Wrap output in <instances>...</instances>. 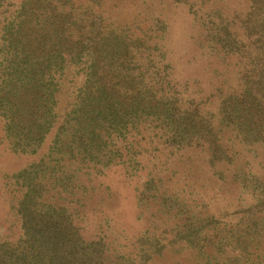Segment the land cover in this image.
<instances>
[{
  "label": "trees",
  "instance_id": "obj_1",
  "mask_svg": "<svg viewBox=\"0 0 264 264\" xmlns=\"http://www.w3.org/2000/svg\"><path fill=\"white\" fill-rule=\"evenodd\" d=\"M164 2L199 28L184 52L154 0H0V140L36 156L5 175L19 230L0 225V264H264V0ZM146 144L191 152L233 200L148 174L160 224L88 237L100 179L143 173Z\"/></svg>",
  "mask_w": 264,
  "mask_h": 264
},
{
  "label": "rangeland",
  "instance_id": "obj_2",
  "mask_svg": "<svg viewBox=\"0 0 264 264\" xmlns=\"http://www.w3.org/2000/svg\"><path fill=\"white\" fill-rule=\"evenodd\" d=\"M154 1V11L157 13L166 12L169 20L168 46H173L177 52L180 51V48L184 52L188 46H193L199 28L191 23L187 9L185 7H169V2L167 4L164 0ZM239 1L240 7L245 6V0ZM130 10L129 7L124 8L123 15H128ZM2 17L0 14V22ZM192 65L184 64V62L178 64L179 74L182 76L190 74L193 71ZM182 66H186L187 69H182ZM0 134H2V124H0ZM143 152L145 153L143 164L146 167L143 173L128 177L121 169L113 167L108 170L104 179H100L104 183L100 191L103 199L99 200L102 210L98 208V205L93 206L95 210L100 211H90L88 219L83 222L88 237L102 234L115 243L128 245L134 237L151 226L153 222L160 224L161 220L155 221L156 219L149 213L152 209L145 202L140 205V185L148 174H157L158 177L165 178V182L180 190L183 188L184 182H189L190 186L197 188L198 196H200V192L204 191L206 197L213 200V209L220 210L225 202L233 200L232 192L229 191L228 186L221 192L223 196L217 195L219 189L214 188L221 186L220 181L211 174V171H208L207 165L191 152L168 157L167 153L162 150L153 151V146L150 144H146ZM35 158V155H21L12 152L8 148L7 142L0 140V225L5 227L13 225L16 232L19 230V223L17 218L9 212L8 193L4 189L5 175L18 170ZM98 223L99 226H103L102 231L98 230Z\"/></svg>",
  "mask_w": 264,
  "mask_h": 264
}]
</instances>
